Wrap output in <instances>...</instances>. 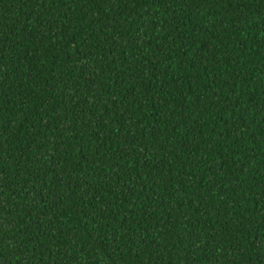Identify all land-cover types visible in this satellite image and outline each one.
I'll use <instances>...</instances> for the list:
<instances>
[{
    "label": "trees",
    "instance_id": "trees-1",
    "mask_svg": "<svg viewBox=\"0 0 264 264\" xmlns=\"http://www.w3.org/2000/svg\"><path fill=\"white\" fill-rule=\"evenodd\" d=\"M0 264H264V0H0Z\"/></svg>",
    "mask_w": 264,
    "mask_h": 264
}]
</instances>
